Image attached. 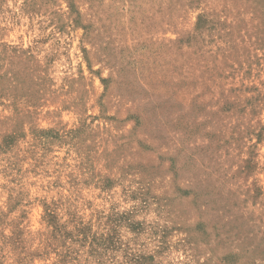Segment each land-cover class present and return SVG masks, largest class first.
Masks as SVG:
<instances>
[{
	"label": "rangeland",
	"instance_id": "rangeland-1",
	"mask_svg": "<svg viewBox=\"0 0 264 264\" xmlns=\"http://www.w3.org/2000/svg\"><path fill=\"white\" fill-rule=\"evenodd\" d=\"M0 264H264V0H0Z\"/></svg>",
	"mask_w": 264,
	"mask_h": 264
}]
</instances>
